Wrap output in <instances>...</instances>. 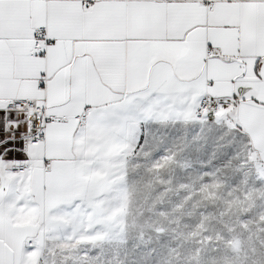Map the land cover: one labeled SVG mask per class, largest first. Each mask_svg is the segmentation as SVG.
<instances>
[{"label":"snow or ice","instance_id":"1","mask_svg":"<svg viewBox=\"0 0 264 264\" xmlns=\"http://www.w3.org/2000/svg\"><path fill=\"white\" fill-rule=\"evenodd\" d=\"M162 124L264 135V0H0V264H59Z\"/></svg>","mask_w":264,"mask_h":264},{"label":"crops","instance_id":"2","mask_svg":"<svg viewBox=\"0 0 264 264\" xmlns=\"http://www.w3.org/2000/svg\"><path fill=\"white\" fill-rule=\"evenodd\" d=\"M245 131L253 137L248 143L255 151L242 139L234 141L226 138L227 134L215 136L197 132L191 124L178 127L162 124L158 132L149 133L141 147L125 146L127 151L117 162L118 173L103 182V190L108 193L100 201L104 207L97 205V215L86 218L82 232H70L64 239L47 243L38 238L41 247L47 248L43 254L50 258L54 252L59 264L65 261L69 264H139L140 251L127 246L134 238L131 237L133 220L129 217L134 202L156 201L157 197L152 195L157 191L162 194L161 200L166 193L172 197L173 191L169 187L174 184H180L181 201L187 202L189 193L204 192L200 187L212 184L215 178L219 181L220 175L231 174V167L235 175L238 161H244L252 170L258 171L260 177L264 176V169H258V163L264 164V135L248 128ZM221 169L229 171L222 173ZM107 175V171L97 173L96 179ZM91 179L93 177L84 178L85 181ZM166 186L168 188L161 189ZM143 206L155 207L151 204ZM182 206L188 207L187 204ZM215 221L218 219L204 223L214 225ZM201 251L200 248L198 256L206 255L205 250ZM239 255L244 256V263L235 264H253L252 250L246 247Z\"/></svg>","mask_w":264,"mask_h":264},{"label":"rangeland","instance_id":"3","mask_svg":"<svg viewBox=\"0 0 264 264\" xmlns=\"http://www.w3.org/2000/svg\"><path fill=\"white\" fill-rule=\"evenodd\" d=\"M236 168L235 175L231 167V174L200 187L204 192L189 193L187 202L181 201L180 184L169 187L172 197L166 193L161 200L157 191L152 195L156 201L134 202L129 210L136 222L131 225L134 238L127 246L140 251L139 264L244 263L239 254L246 247L253 252V264H264V176L244 161ZM212 218L216 224L204 223ZM200 248L206 255L198 256Z\"/></svg>","mask_w":264,"mask_h":264},{"label":"built area","instance_id":"4","mask_svg":"<svg viewBox=\"0 0 264 264\" xmlns=\"http://www.w3.org/2000/svg\"><path fill=\"white\" fill-rule=\"evenodd\" d=\"M258 167L261 168V169H264V164L258 163Z\"/></svg>","mask_w":264,"mask_h":264}]
</instances>
